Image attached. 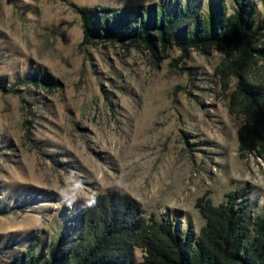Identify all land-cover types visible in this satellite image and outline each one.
<instances>
[{"label": "rangeland", "instance_id": "rangeland-1", "mask_svg": "<svg viewBox=\"0 0 264 264\" xmlns=\"http://www.w3.org/2000/svg\"><path fill=\"white\" fill-rule=\"evenodd\" d=\"M178 1L204 13L211 0H0V264L33 236L37 252L72 249L75 217L110 192L192 235L205 225L201 196L218 205L244 189L250 214L261 212L264 159L238 150L237 76L264 100L263 56L184 52L178 38L155 50L111 36L84 43L82 10H174ZM253 3L254 46L264 49V1ZM40 71L56 88L29 79ZM142 257L137 249L134 264Z\"/></svg>", "mask_w": 264, "mask_h": 264}, {"label": "trees", "instance_id": "trees-1", "mask_svg": "<svg viewBox=\"0 0 264 264\" xmlns=\"http://www.w3.org/2000/svg\"><path fill=\"white\" fill-rule=\"evenodd\" d=\"M177 7L82 10L84 43L111 36L112 43L131 41L155 50L156 43L165 48L178 38L184 52L215 46L240 48L242 56L250 59L254 54L264 57V49L254 46L260 29L253 0H211L204 13L180 1ZM237 77V93L243 98L238 150L242 157L264 159V100L241 74ZM29 79L35 85L46 82L51 89L60 83L45 71ZM226 197L218 205L208 195L196 201L205 225L192 235L168 214L147 215L129 196L110 192L77 214L79 227L72 249L51 256L37 252L42 239L33 236L29 249L7 264H134L137 249L144 252L140 264H264V203L261 212L251 215L244 189Z\"/></svg>", "mask_w": 264, "mask_h": 264}]
</instances>
